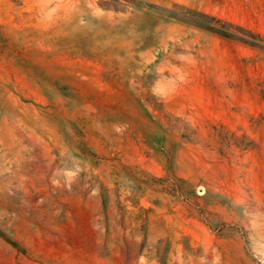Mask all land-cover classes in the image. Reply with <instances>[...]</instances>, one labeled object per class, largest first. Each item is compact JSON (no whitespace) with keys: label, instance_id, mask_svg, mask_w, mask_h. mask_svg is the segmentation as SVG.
Returning a JSON list of instances; mask_svg holds the SVG:
<instances>
[{"label":"rangeland","instance_id":"374dc122","mask_svg":"<svg viewBox=\"0 0 264 264\" xmlns=\"http://www.w3.org/2000/svg\"><path fill=\"white\" fill-rule=\"evenodd\" d=\"M0 264H264V0H0Z\"/></svg>","mask_w":264,"mask_h":264}]
</instances>
